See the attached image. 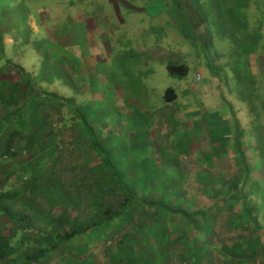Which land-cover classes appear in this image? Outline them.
<instances>
[{
	"label": "rangeland",
	"instance_id": "1",
	"mask_svg": "<svg viewBox=\"0 0 264 264\" xmlns=\"http://www.w3.org/2000/svg\"><path fill=\"white\" fill-rule=\"evenodd\" d=\"M120 1L129 6L131 17L141 18L136 13L147 9L144 23L128 29L107 0H73L70 23L58 26V32L71 28L69 53L83 70L75 82L84 92L79 104L120 180L140 198L199 208L194 197L182 200L184 191L197 193L193 177L217 176L213 167L230 165L232 138L240 133L250 169L246 192L264 210V0H241L246 6L233 8L235 18L226 16L219 0ZM0 2L3 19L11 20L22 41V12L28 4ZM151 7L157 8L154 13ZM81 20L88 25L84 37L77 26ZM8 30L0 24V31ZM168 63L185 65L186 76L170 75ZM167 88L174 90L175 100L164 99ZM63 90L78 104L74 87ZM79 129L64 130L65 138H76ZM76 159V153H66L61 168ZM187 180L194 181L184 186ZM224 219L215 239L224 248H211V264H264V250L256 253L264 238L237 250L229 242L248 232L240 224L224 228ZM195 234L200 242L203 234ZM201 249L202 264H209L208 252Z\"/></svg>",
	"mask_w": 264,
	"mask_h": 264
},
{
	"label": "crops",
	"instance_id": "2",
	"mask_svg": "<svg viewBox=\"0 0 264 264\" xmlns=\"http://www.w3.org/2000/svg\"><path fill=\"white\" fill-rule=\"evenodd\" d=\"M12 1L28 6L25 4L22 12L26 18L23 21L26 38L21 41L11 20L3 19L0 2V24H7L9 29L7 33L0 31V193L19 187L31 173H36L39 162L51 155L53 132L37 107L42 99L47 98L42 91L69 98L63 89L75 88V82L83 73L80 63L69 53L74 42L71 28L65 27L64 31L58 32L60 24L70 23L73 0ZM107 2L115 18L122 20L128 29L144 23L147 9L142 10L144 13H136L141 14V19L129 16V6L120 0ZM153 7L149 10L151 13L157 9ZM122 11L126 13L122 15ZM121 16L127 17L126 20ZM77 26L84 37L87 22L81 20ZM45 53L50 70L59 66L67 75L66 82L57 77L48 81L41 73L35 74L39 67L42 70ZM81 93L77 91L78 104L82 102ZM13 130L19 131L23 139L17 140L20 144L16 149L22 148L16 157L11 158L3 153ZM182 196L184 201L193 196L198 199L187 191ZM181 209L190 212L195 208ZM4 225L5 218L0 215V231L8 236ZM197 231L206 233V226L198 219L134 206L122 217L84 235L66 240L56 238L58 235L39 236L31 243L36 251L29 259L19 255L26 248L25 244L14 239L11 245L19 250L6 259L0 258V264H202L205 259L201 257V248H205V243L204 237L200 242L196 238ZM197 242L198 249L195 247ZM196 250H199L198 254ZM205 263H208V256Z\"/></svg>",
	"mask_w": 264,
	"mask_h": 264
},
{
	"label": "trees",
	"instance_id": "3",
	"mask_svg": "<svg viewBox=\"0 0 264 264\" xmlns=\"http://www.w3.org/2000/svg\"><path fill=\"white\" fill-rule=\"evenodd\" d=\"M219 2L226 7L228 18H235L233 8L246 6L241 0ZM166 69L172 76L184 77L187 74V67L183 64L168 63ZM42 71L43 77L48 81L57 77L66 82L67 75L59 66L50 70L46 53L42 60ZM75 89L80 93L83 90L80 86ZM42 94L47 98L42 99L37 107L43 121L55 135L53 150L51 155L38 163L36 173H31L19 187L0 193V215L5 218L4 227L8 231V236L0 231V258L6 259L17 253L19 249L11 245L14 239L25 244L26 248L19 255L29 259L36 251L31 243L39 236L58 235L56 238L66 240L84 235L122 217L134 206L155 212L163 209L200 220L206 226L203 237L209 264L212 261L211 248H224V242L215 240L219 237L216 226L221 217H225L224 228L233 230L240 224L239 228L248 232L246 235H238L235 242H229L237 250H243L264 238V210L261 203L252 200L246 192L250 169L241 149L240 133L232 138L235 148L229 158L230 165L224 162L218 169L213 167V171L218 172L217 176L207 172L205 177H193L198 191H193L192 194L198 197L196 200L202 205L187 212L181 208L168 207L155 199L140 198L120 180L92 126L85 118L81 104H75L71 98L54 92L42 91ZM163 97L166 101H173L177 96L173 89L167 88ZM73 126L80 127V134L67 140L64 130ZM18 139H23L20 132L11 131L3 155L11 158L18 155L22 148L19 146L16 149L17 144H20L17 143ZM66 153H76L80 159L61 168ZM193 181L184 182L183 185ZM27 228L34 229L37 236L24 234L23 230ZM262 250L264 244L257 246L256 253Z\"/></svg>",
	"mask_w": 264,
	"mask_h": 264
},
{
	"label": "built area",
	"instance_id": "4",
	"mask_svg": "<svg viewBox=\"0 0 264 264\" xmlns=\"http://www.w3.org/2000/svg\"><path fill=\"white\" fill-rule=\"evenodd\" d=\"M199 76H197L198 78ZM23 233L32 237H36L37 236V232L34 229L31 228H27L23 230Z\"/></svg>",
	"mask_w": 264,
	"mask_h": 264
}]
</instances>
